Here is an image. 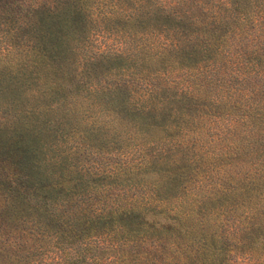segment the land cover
Returning <instances> with one entry per match:
<instances>
[{"label":"clouds","instance_id":"1","mask_svg":"<svg viewBox=\"0 0 264 264\" xmlns=\"http://www.w3.org/2000/svg\"><path fill=\"white\" fill-rule=\"evenodd\" d=\"M0 264H264V0H0Z\"/></svg>","mask_w":264,"mask_h":264}]
</instances>
